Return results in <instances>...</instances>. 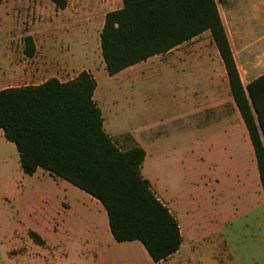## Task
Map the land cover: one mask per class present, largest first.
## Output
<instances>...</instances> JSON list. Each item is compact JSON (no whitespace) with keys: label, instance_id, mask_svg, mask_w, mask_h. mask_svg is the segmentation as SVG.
Wrapping results in <instances>:
<instances>
[{"label":"crops","instance_id":"0c3cea01","mask_svg":"<svg viewBox=\"0 0 264 264\" xmlns=\"http://www.w3.org/2000/svg\"><path fill=\"white\" fill-rule=\"evenodd\" d=\"M122 6L121 0H103L100 6L72 17L83 20L86 33H95L100 54L105 15ZM218 12L240 80L246 87L264 75V0H225ZM94 20L99 21L95 31L91 26ZM61 66L50 64L43 72ZM142 69L167 80L168 95L154 102L142 101L136 111H116L113 106L117 101L109 90L99 86L97 77L115 79L123 87L125 83L131 85ZM83 71L95 81L93 101L100 109L105 134L122 151L133 147L144 151L140 174L175 218L182 243L178 252L154 263L140 243H116L102 205L71 185L74 189L63 198L64 219L58 232L67 235L74 232L73 226L83 230L79 237L82 249L74 251L80 263L105 264L112 257L111 251L126 246L141 250L146 264H198L214 241L217 245L230 243L235 221L241 217L259 216L264 222V195L254 152L209 31L115 76L107 75L102 60L98 68L87 66L68 81ZM53 78L67 82L51 75L42 82L14 88L41 85ZM122 123L129 128L123 129ZM2 138L0 131V164L7 165L10 160L5 152L15 147ZM248 187L253 193L246 192ZM73 209L81 216L71 224L66 216ZM63 244L62 255L67 260L69 244L66 240Z\"/></svg>","mask_w":264,"mask_h":264},{"label":"trees","instance_id":"16d2710c","mask_svg":"<svg viewBox=\"0 0 264 264\" xmlns=\"http://www.w3.org/2000/svg\"><path fill=\"white\" fill-rule=\"evenodd\" d=\"M50 1L59 10L67 6V0ZM121 1L122 9L105 15L100 33L107 75L115 76L209 31L248 132L264 195V75L242 85L215 1ZM23 42L24 56L33 58V38L26 36ZM95 88L93 77L83 71L65 83L53 78L37 86L0 90V131L14 145L24 175L33 176L40 169L97 200L114 241L138 242L159 263L180 249L178 224L140 174L144 151H122L103 131L101 112L93 101ZM29 237L44 245L35 232Z\"/></svg>","mask_w":264,"mask_h":264},{"label":"rangeland","instance_id":"374dc122","mask_svg":"<svg viewBox=\"0 0 264 264\" xmlns=\"http://www.w3.org/2000/svg\"><path fill=\"white\" fill-rule=\"evenodd\" d=\"M102 1L67 0L66 8L59 10L50 0H0V90L36 84L51 75L68 81L87 66L98 68L102 60L95 33H86L83 20L72 17L100 6ZM98 25V20L92 21L94 31ZM26 36L34 41L33 58L23 54ZM48 64L62 66L43 72ZM97 81L113 94L116 111H136L142 101L154 102L168 95L167 80L144 69L131 85L120 87L119 81L107 76H98ZM122 128L129 127L123 124ZM12 149L5 152L10 162L0 164V264H84L74 254L82 249L79 237L83 230L73 226L75 233L58 232L64 219L63 198L74 188L40 169L33 176L24 175ZM246 192L253 193L252 188ZM80 216L73 209L66 218L72 224ZM252 217L235 221L230 243L217 245L214 241L198 264H264V222L259 216ZM29 232L39 235L44 245L35 244ZM65 240L70 250L67 260L62 255ZM111 256L105 264H146L137 248L122 246L111 251Z\"/></svg>","mask_w":264,"mask_h":264},{"label":"built area","instance_id":"2783aa9c","mask_svg":"<svg viewBox=\"0 0 264 264\" xmlns=\"http://www.w3.org/2000/svg\"><path fill=\"white\" fill-rule=\"evenodd\" d=\"M217 6H220V4L225 0H214Z\"/></svg>","mask_w":264,"mask_h":264}]
</instances>
